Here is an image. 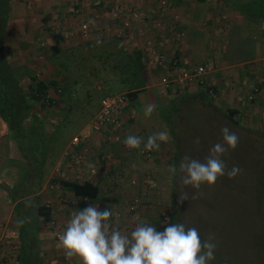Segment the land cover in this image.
Listing matches in <instances>:
<instances>
[{"label":"crops","instance_id":"obj_1","mask_svg":"<svg viewBox=\"0 0 264 264\" xmlns=\"http://www.w3.org/2000/svg\"><path fill=\"white\" fill-rule=\"evenodd\" d=\"M17 3L22 5L17 6L22 10L20 14L16 13ZM121 5L131 11L130 37L120 36L118 32L121 17H111V12ZM73 16L79 17L77 22L70 21ZM11 20L21 21L23 26L11 32ZM82 22H89L93 29L87 40L79 35ZM28 29L34 30L29 32ZM55 35L62 40L58 43V55L63 49L69 50V45L71 47L78 37L91 45L98 40L104 46L118 43L129 51L136 65L131 66L135 73L125 78L133 82L127 93L136 90V94L130 98L125 92L119 93L128 98L121 114L122 137L125 139L132 134L146 141L150 134L164 131L168 140L161 142L159 149L145 158L139 154V149H127L123 140L106 143L104 138L113 131L105 130L76 147L86 153L84 169L94 167L96 175L90 181L73 178L65 181V175H72L65 152L88 120L67 144L64 143L66 139L52 143L60 150L49 151V154L45 150L41 173L27 176L28 164L0 116V264H82L79 257L65 258L57 235L64 231L74 212L89 204L98 205V210L109 206L113 213L109 219L110 228L122 233H129L138 221L156 224L157 230L162 231L171 223L172 208L168 202L172 200L169 201L165 190L156 185L170 180V168L176 167V146L168 120L171 113L178 114L179 103L189 97L208 98L215 103V109H231L238 116L253 118L264 106V0H10L4 36V54L8 62L10 56L19 54L22 48L27 54L43 47L51 51ZM10 36L17 39L12 41ZM120 46L118 52H121ZM146 46L164 55V68L145 65L147 57L143 51ZM173 61L181 67L204 68L202 78L214 89L216 96L210 98L195 86L181 88L169 82ZM138 62L143 70H148L151 79L149 76L144 81L139 78L143 79V73L139 71ZM33 75L40 80L39 73ZM56 79L63 87L60 78ZM256 85L260 91L249 101L248 95ZM49 97L54 102L50 94ZM71 97L67 96L69 100ZM148 104L156 107L146 118L143 109ZM41 105L45 108L49 103ZM42 124L46 137L44 120ZM54 130L46 137L47 142L54 136ZM29 176L32 179L27 181ZM69 184H86L91 188L86 194H78ZM135 197L139 202L130 210L129 204ZM41 207L48 209L49 217L39 213ZM163 216L169 217L168 223L163 221Z\"/></svg>","mask_w":264,"mask_h":264},{"label":"rangeland","instance_id":"obj_2","mask_svg":"<svg viewBox=\"0 0 264 264\" xmlns=\"http://www.w3.org/2000/svg\"><path fill=\"white\" fill-rule=\"evenodd\" d=\"M17 6L22 5L16 4V13H22ZM32 9L31 5V11ZM78 18L73 16L70 21L72 19V23L77 22ZM22 26L21 21H10V30L13 29V32ZM32 30L34 29H28L29 32ZM11 39L15 41L17 38L12 36ZM74 40L72 46L69 45V50L63 49L59 55L45 47L31 50L28 54L22 48L23 51L9 58V63L15 65V71L20 72L18 78L24 87L29 84L30 74L39 73L40 80L47 82V93L54 102L43 108L34 101V110L37 112L34 118H43L46 137L50 136L56 126H62L61 130L52 136V140L57 141L56 144L62 139H66L64 143L67 144L69 138L76 135L80 127L90 120L104 96L127 93L128 87L132 86V80L125 78L135 73L131 68L136 65L135 61L130 59L132 54L121 48L118 43L117 45L110 42L104 46L97 43L91 45V42L82 41L79 37ZM119 46L121 52H118ZM37 57L38 60L33 61ZM139 71L143 73L144 81V78L149 76L148 70ZM56 77L64 83L65 92L72 95L70 100L66 94L63 95L64 85L61 87ZM149 77L151 79V76ZM52 80L56 82L55 85L50 84ZM59 88L61 93L58 94ZM179 105L181 107L178 114L171 113L168 120L174 135L171 137L174 139L175 151L179 157L178 167L186 154L203 161L210 147L221 141L220 129L227 125L239 136V144L235 150H230L224 159L229 168L238 165L241 169L234 179L221 177L214 186L202 185L200 191L203 196L196 200L191 199L196 190L191 187L183 188L180 184L179 194L186 191L189 195V199L180 203V206L186 217L207 209L214 212L213 216L218 224L214 242L218 248L212 264H264V106L256 118L238 116L235 113L234 119L238 121V125H235L226 118L227 109H215V103L208 98L195 100L189 97ZM196 137L200 138L199 146L193 144ZM47 146L48 154L49 151L60 150L54 144ZM174 179L171 174L170 180L158 182L156 185L157 188L165 190L169 201L172 200ZM168 204L172 208V202ZM225 218V225L222 226ZM211 219L214 223V218Z\"/></svg>","mask_w":264,"mask_h":264},{"label":"clouds","instance_id":"obj_3","mask_svg":"<svg viewBox=\"0 0 264 264\" xmlns=\"http://www.w3.org/2000/svg\"><path fill=\"white\" fill-rule=\"evenodd\" d=\"M92 23V21H90ZM97 45L101 41L96 42ZM155 105L144 107V116L150 117ZM221 141L212 145L203 161L184 155L177 169L170 168L174 177H179L183 188L191 187L196 191L192 200L203 196L202 185L214 186L221 177L234 179L241 169L238 165L229 168L225 155L235 150L239 136L227 125L221 127ZM168 140L164 131L152 133L145 141L142 137L129 134L123 140L126 147L144 150H158L161 142ZM200 138L193 144L199 146ZM189 199L186 191H181L179 202ZM113 215L109 206L98 210V205L89 204L71 215L66 228L59 235V247L68 260L79 257L82 264H212L216 259L218 245L214 237L201 238L196 227L184 223H169L158 231L156 224L145 221L136 222L129 233L110 228L109 219ZM24 221L21 220L22 224Z\"/></svg>","mask_w":264,"mask_h":264},{"label":"trees","instance_id":"obj_4","mask_svg":"<svg viewBox=\"0 0 264 264\" xmlns=\"http://www.w3.org/2000/svg\"><path fill=\"white\" fill-rule=\"evenodd\" d=\"M10 12V0H0V116L10 131L11 138L17 143L21 156L27 162V176L33 175L34 172L41 173V167L45 160V150L48 148V144L51 142L56 143L51 140L47 142L46 137L42 133V123L43 120L34 118L36 114L35 103L38 102L41 105V101L46 98L47 82L37 79L36 75L30 74L29 84L24 87L20 80V72L15 71V68L8 62L4 54L5 40L4 36L7 30L8 15ZM55 42L52 45L51 51L54 54H58L60 49L58 43H61V38L58 35L53 36ZM140 69L141 64L138 62ZM141 65V66H140ZM134 71H132L133 73ZM137 79V77H134ZM142 80V77H139ZM133 83V82H132ZM141 83V82H140ZM137 83L136 85H139ZM53 84V82H50ZM54 85V84H53ZM133 85V84H132ZM135 87V86H134ZM138 91V90H137ZM65 92V86H64ZM66 96H69L66 92ZM128 97L132 98L136 94L135 91L126 93ZM38 96V97H36ZM175 110V106L173 108ZM234 110H227L226 118L232 122V124L238 125V121L234 119ZM33 118V120H30ZM31 122L28 124L27 122ZM66 121V120H65ZM66 123V122H65ZM66 125V124H65ZM62 126L55 127V133L61 130ZM64 128V127H63ZM55 135V134H54ZM63 141V139H62ZM176 168L178 169L179 157L176 159ZM26 178V177H25ZM29 178L27 179V181ZM174 190L172 194V213H171V223L181 222L188 227H196L199 234L203 239H207L210 235L214 237L216 230L217 219L213 216L214 212H210V209L206 211H201L200 213H191L188 217L184 213L182 207L180 206L179 191L181 189L179 177L174 179ZM69 188L75 193L86 194L91 188L89 185H77L69 184ZM39 213H45L46 217H49L48 209L40 208ZM214 218V223L211 219ZM226 218L223 221L222 226L225 225ZM206 234H209L208 236Z\"/></svg>","mask_w":264,"mask_h":264},{"label":"built area","instance_id":"obj_5","mask_svg":"<svg viewBox=\"0 0 264 264\" xmlns=\"http://www.w3.org/2000/svg\"><path fill=\"white\" fill-rule=\"evenodd\" d=\"M113 18H117L118 15L121 17L120 26L121 29L118 31L121 34H127L130 37V30L132 29L131 21L129 20V16L131 11L126 10L124 5L118 7L116 11H112ZM111 15V14H110ZM118 27V26H116ZM93 34V29L89 22L80 23L79 35L80 38L87 40ZM144 56L147 57L146 66L149 67H165L166 66V58L164 55L157 53V51L151 47L146 46L144 48ZM173 74L168 79L169 82H174L181 88H188L191 86H195L200 91H203L207 94L208 97H215L216 93L214 89L205 84L202 76L204 75V68L202 67H194V68H186L177 66L176 62H172ZM168 79H163L167 81ZM260 88L258 85L254 86L251 92L248 95V100L251 101L253 98L259 93ZM58 94L61 93V89H57ZM38 97V96H36ZM41 103H50L51 99L49 94H46ZM127 96L125 94H116V95H106L100 100V104L98 110L92 115L89 122L82 128V130L71 140L69 147L67 148L65 154L68 161V167L72 170V175H65L64 180H68L72 178L76 181H90L96 175V168H86L84 166L86 164V153L85 151L76 150V147L82 145L83 142L87 141L89 138L94 136L95 134H100L105 130H112V135L106 136L104 138L106 143H115L124 140V136L122 137L123 131V119L121 117L122 110L125 107L127 102ZM127 149H130L127 147ZM151 151L144 150L143 144L139 149V154L143 157L147 158L150 155ZM86 200L87 198L84 197ZM139 202L138 198H134L129 204V209L134 210ZM163 221L166 223L169 222V217L163 216ZM57 235V238H59Z\"/></svg>","mask_w":264,"mask_h":264}]
</instances>
